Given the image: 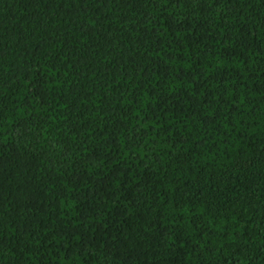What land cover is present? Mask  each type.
<instances>
[{"label": "trees", "instance_id": "obj_1", "mask_svg": "<svg viewBox=\"0 0 264 264\" xmlns=\"http://www.w3.org/2000/svg\"><path fill=\"white\" fill-rule=\"evenodd\" d=\"M0 264H264V0H0Z\"/></svg>", "mask_w": 264, "mask_h": 264}]
</instances>
